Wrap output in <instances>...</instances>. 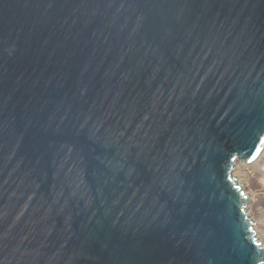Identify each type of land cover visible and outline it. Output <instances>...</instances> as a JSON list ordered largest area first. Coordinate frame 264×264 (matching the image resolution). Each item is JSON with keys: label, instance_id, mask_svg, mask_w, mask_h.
I'll return each mask as SVG.
<instances>
[{"label": "water", "instance_id": "obj_1", "mask_svg": "<svg viewBox=\"0 0 264 264\" xmlns=\"http://www.w3.org/2000/svg\"><path fill=\"white\" fill-rule=\"evenodd\" d=\"M263 152L264 0H0V264H264Z\"/></svg>", "mask_w": 264, "mask_h": 264}, {"label": "rangeland", "instance_id": "obj_2", "mask_svg": "<svg viewBox=\"0 0 264 264\" xmlns=\"http://www.w3.org/2000/svg\"><path fill=\"white\" fill-rule=\"evenodd\" d=\"M232 177L236 179L238 186L243 184L244 196L249 194L246 209L254 223L257 241L264 246V152L253 163L237 162Z\"/></svg>", "mask_w": 264, "mask_h": 264}]
</instances>
